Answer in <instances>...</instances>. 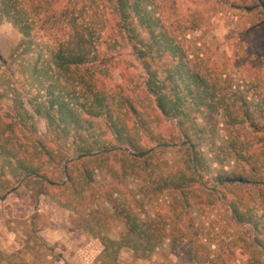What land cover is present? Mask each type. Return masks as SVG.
<instances>
[{"label": "rangeland", "instance_id": "obj_1", "mask_svg": "<svg viewBox=\"0 0 264 264\" xmlns=\"http://www.w3.org/2000/svg\"><path fill=\"white\" fill-rule=\"evenodd\" d=\"M102 3L106 0H78L75 6L71 4V8L79 12V21L84 17L86 20L90 17L93 22L106 20L104 31L94 39L101 55L91 63L76 67L72 81L58 77L49 61L54 42L63 40L67 29L52 28L42 15L21 16V22L14 25L0 14V112H5L9 103L13 105L9 107L13 109L12 114L20 102L31 109L35 102L48 97L49 86L55 94L61 88V92L80 97L84 88L79 81L83 77L87 84H95L93 90L97 94L103 90L108 98L113 94L117 100L127 98L134 105L139 104L145 109L148 120L158 114L154 121H148L150 129L144 127L145 130L136 127L139 116L130 114L131 117L126 118L125 130L139 143L154 146L158 133L173 139L174 129L169 120L160 112L147 109L157 108L145 89L141 62L114 30L110 3L101 6ZM158 3L157 12L179 37L187 65L198 72L203 67L210 71V78L228 110L203 109L198 116L197 122L203 129L200 147L207 169L198 171V182L188 194L189 205L182 202L180 192L164 191L157 198L145 199L143 206L137 207L142 218H156L162 226L166 224L164 241L147 259L137 258L130 249L122 247L116 264H187L181 263L180 255L190 243L206 245L211 253L224 256L233 253L229 263L242 264L248 257L243 254V249L246 250L243 240L250 233L249 225L235 222L222 191L216 188L215 177L243 169L244 173L251 174L250 168L254 165L258 174L256 182L243 186L264 196V133L250 126V121L240 122L243 116L240 106L245 104L253 110L251 119L262 123L254 109H264V25L258 26L264 15L244 8L254 4V0H158ZM27 22L31 23L30 36L20 30ZM176 61L166 58L159 69V78L166 84V64ZM86 98L90 102L92 94L88 93ZM77 114L81 135L73 136L70 127L71 133L67 136H58L47 130L42 117L35 115L33 128L20 130L15 125L12 135L4 134L1 139L10 137L18 144L37 141L39 148L42 145L55 150L60 147L65 149L62 157L72 161L78 154L76 145L72 144L74 141L83 144L80 139L84 137L93 144L94 150L103 142L115 141L108 115ZM232 144L234 149L243 145L245 160L235 158ZM176 147L170 143L165 152L158 154L160 167L153 177L183 169ZM33 160L39 163L41 174L19 180L20 177L14 175L16 171L4 166L0 157V252L4 256L0 264H64L65 258L71 260L79 249L97 254L103 248L98 236L117 240L124 230L113 214L109 196L113 194V198L131 203V195L138 197V187L149 181V177L144 181L131 177L121 180L119 175L112 177L104 166L89 184L77 177L72 189L67 185L68 177L63 169L41 165L35 157ZM208 192L213 194L211 202ZM174 236L177 240L172 241L170 237ZM93 263L98 264L97 257Z\"/></svg>", "mask_w": 264, "mask_h": 264}, {"label": "trees", "instance_id": "obj_2", "mask_svg": "<svg viewBox=\"0 0 264 264\" xmlns=\"http://www.w3.org/2000/svg\"><path fill=\"white\" fill-rule=\"evenodd\" d=\"M77 1L0 0L1 16L14 25L21 22V16L42 15L47 23H51L52 28L68 30L63 40L54 42L55 48L50 52L49 57L50 65L54 66L57 76L64 77L66 81H72L76 67L91 63L101 55L94 44V39L102 34L106 21L93 22L90 17L89 20L84 17L79 21V12L71 8V4L75 6ZM107 3H110L113 27L118 32L120 41H125L131 54L141 62L145 75V89L153 97L157 108L147 107V109L160 112L169 120L174 129L173 139L170 136L167 138V134L158 133L154 146L148 147L139 143L130 132L125 130L126 118L139 116V120L135 122L136 127L145 130L144 127L150 129L148 121H154L158 114L148 120L145 109L143 110L139 104L136 106L127 98L117 100L113 94H109L108 98L103 90L97 94L93 90L95 84L93 86L87 84L82 80L83 77L79 81L84 88L80 97L71 96L68 91L61 92V88L55 94L53 88L49 86L48 97L43 101L35 102L31 109L20 102L19 105L14 104L15 114H12L13 109L10 108L13 105L9 103L7 110L0 112V157L4 166L16 171L14 175L20 177L19 180L41 174L39 163L33 162L34 157L41 165L50 164L63 169V173L68 177L67 185L72 189L75 187L77 177L85 184H89L95 173L104 166L108 167L112 177L119 175L121 180L127 177L140 181L149 177L148 180H151L138 187V197L136 194L131 195V203L125 199L113 198V194H109V202L114 209L113 214L121 221L124 230L117 240L98 236L103 244L97 257L98 264H116L119 249L122 247L130 249L137 258L147 259L164 241L167 235L166 224L162 226L163 223L160 224L156 218H142L137 207H142L145 199L148 201L152 197L157 198L164 191L180 192L183 194L182 202L189 205L188 194L192 191L191 187L198 182V171L207 169L206 157L200 147V135L203 129L197 122L198 116L203 109L217 112L220 109L228 110V106H224L223 96L219 97L215 83L210 78V71L203 67V70L198 72L187 65L185 50L179 37L157 12L158 0H106L101 6ZM244 8L250 11L258 10L264 15V0H254V4ZM30 24L28 22L22 24L20 30L24 35H31L28 30ZM261 25H264V17L259 21L258 26ZM166 58L177 60L174 64H166L167 84L159 78V69L164 66ZM0 59H2L1 54ZM88 93L93 97L90 102L86 98ZM240 107L243 113L240 122L250 121V126L264 133V109H254L257 112L256 116L262 120L260 123L251 119L253 110L247 108L245 104ZM79 112L91 117L108 115L115 141L111 144L103 142V145L96 150L84 137L80 139L83 144L74 141L72 144L76 145L78 154L72 161L62 157L65 149L60 147H57V150L46 148L44 145L39 148L37 141H33L32 144H18L13 143L10 137L1 139L4 134L12 135L15 125H18L20 130L33 128L35 115L42 117L46 121L47 130L58 136H67L71 133V129L73 136L81 135L82 127L79 126L77 114ZM231 118L233 119L234 116ZM170 143L177 145L176 150L180 152L184 167L182 170H170L165 176L153 177L154 171L160 167L158 154L165 152ZM232 148L234 149V144ZM243 149V145L234 149L236 159H246ZM77 164H80L79 169ZM250 172L251 174L244 173L243 169L235 173L217 174L216 188L222 191L226 206L230 209L235 222L249 225L250 233L243 240L247 250L243 249V254L248 257L241 261L242 264H264V196L257 190L253 193L243 186L252 183L258 177L254 165L251 166ZM207 195L211 202L212 192H208ZM170 238L172 241L177 240L175 236ZM230 255L211 253L206 245L190 243L182 250L180 261L187 264H230ZM1 257L4 256L0 252Z\"/></svg>", "mask_w": 264, "mask_h": 264}, {"label": "crops", "instance_id": "obj_3", "mask_svg": "<svg viewBox=\"0 0 264 264\" xmlns=\"http://www.w3.org/2000/svg\"><path fill=\"white\" fill-rule=\"evenodd\" d=\"M52 236H54V234H52ZM100 251L97 254L93 255V254H88L89 253L88 249L87 250L85 249V251L79 249L76 252L75 256L71 258V260L65 258L66 262L64 264H94L93 262L96 259V257H98Z\"/></svg>", "mask_w": 264, "mask_h": 264}]
</instances>
